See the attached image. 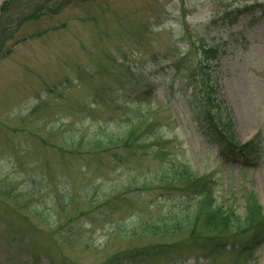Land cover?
Here are the masks:
<instances>
[{"label":"rangeland","instance_id":"374dc122","mask_svg":"<svg viewBox=\"0 0 264 264\" xmlns=\"http://www.w3.org/2000/svg\"><path fill=\"white\" fill-rule=\"evenodd\" d=\"M1 23L8 37L2 46L10 51L0 59V193L11 186L21 188L22 181L37 172L39 167L30 163L38 157L57 159L54 146L60 139L43 131L45 126L66 130L71 108L85 98L89 88L80 85L79 70L92 67L91 82L101 88L108 79L101 74L102 66L120 60L131 69L142 67L159 50L199 42L201 34L218 48V79L225 110L233 120V135L243 144L258 141L262 157L246 168L221 162L219 150L209 146L195 127L193 106L179 80L159 68L153 70L154 79L162 82L152 105L161 107L153 133L167 140L177 171L182 169L200 187L205 185L204 190L209 188L214 206L243 216L252 200L264 215V0H18ZM143 29L147 34L141 36ZM125 81L124 87L116 84L108 92L107 105L133 98L135 82L130 77ZM123 119L110 127H126L128 120ZM40 132L51 145L44 144ZM90 147L94 150L95 144ZM78 160L83 159L78 156ZM134 163L139 166L142 161L136 158ZM16 173L21 177L14 179ZM116 173L126 179L127 170ZM153 177L152 171H146L142 183L134 187L133 194L139 197L131 210L118 202L122 208L121 216L115 212L116 224L90 221L102 211L99 205L106 200L102 196L90 207L72 210L65 220L69 225L60 233L76 237L69 246L56 241L58 236L53 238L41 223L36 221L33 227L22 219L10 197L0 194V264H102L117 220L127 226L137 219L164 223L174 212L199 204L197 193L179 192L173 186L151 188ZM183 186L190 188L186 182ZM251 228L240 235L233 232V247L218 251L192 243L191 252L164 251L159 261L148 264H264V244L254 248L252 242L259 241L261 231Z\"/></svg>","mask_w":264,"mask_h":264},{"label":"trees","instance_id":"16d2710c","mask_svg":"<svg viewBox=\"0 0 264 264\" xmlns=\"http://www.w3.org/2000/svg\"><path fill=\"white\" fill-rule=\"evenodd\" d=\"M17 3L18 0H8L2 6L0 59L10 51H5L2 46L8 37L1 22L5 19V12ZM139 34L146 35L147 30L143 29ZM198 41L187 42L186 48L179 44L174 45L171 52L175 53V57L178 54L181 56L169 62V68L165 67L163 70H167L172 77H178L179 85L186 87L185 94L194 106V120L198 128L202 129L208 141L220 142L226 147V152L221 154L222 158H231L228 155L236 152L237 155L232 158L248 161L249 157L258 153L259 148L255 142L240 144L233 135L231 116L226 112L224 101L220 97L217 76L220 60L218 48L208 44L201 34L198 35ZM170 59L168 54L162 59L155 57L148 64V71L145 64L131 69L125 63L114 60L112 64L115 65L101 68V74L108 78L101 88L91 82L94 78L92 67L79 70L80 82L89 88L85 91V98L77 99L71 108L69 119L64 122L66 130L45 126L43 131L44 134L60 139L54 146L57 159L50 162L42 161L38 157L30 163L39 167L37 172L23 180L21 188L11 186L7 192L0 193L10 197L22 219L28 220L33 227H37L34 222L41 223L43 227L50 229L49 234L53 238L58 236L57 239L54 238L56 241L63 245H72L76 237H64L60 234L65 229L63 227L69 225L65 220L70 217L72 210L80 208L81 205L90 207L91 202L94 203L97 197L102 196L106 200L100 207L94 208L99 207L102 211L90 221L94 224H116L115 212L119 214L122 208L118 202L131 210L132 201L139 197L133 194L134 187L142 183L146 171H152L154 182L151 188L158 186L165 190L166 187L173 186L179 192L197 193L201 198L199 204L195 203L191 208L174 212L169 221L164 223L137 219L135 224L127 226L123 220H117L118 224L113 233L108 235L102 264L157 262L164 251H193L192 247H188L192 243L200 249L211 246L214 250L221 251L231 244L233 246V232L240 235L251 226V229L261 231L259 241L256 238L252 241L253 245L262 243L264 215L260 205L250 200L245 214L241 216L234 211H224L214 206L209 188L205 192L185 188L184 182L189 187L200 186V182L189 177L182 169L177 171L174 168L177 161L169 158L167 140L153 133L158 124L155 122L160 107H152L157 84L150 79L151 69ZM126 77L135 82L131 93L133 98L129 101L120 99L116 108L108 107L105 103L106 95L110 90L116 89V84L124 87ZM121 109L124 111L119 115ZM124 117L128 120L126 127H110L117 119L122 121ZM38 135L44 144H52L41 136V132ZM94 144L95 149L92 150L90 146ZM155 145L158 147L154 148ZM78 156L83 160L79 161ZM136 158L142 161L139 166L134 163ZM119 169L127 170L126 179H121L120 174L116 173ZM19 177L21 175L16 173L14 179ZM85 243L91 246L90 243ZM88 246L86 248H90Z\"/></svg>","mask_w":264,"mask_h":264}]
</instances>
